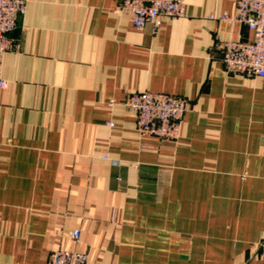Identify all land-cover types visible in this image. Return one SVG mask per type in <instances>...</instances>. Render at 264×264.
Listing matches in <instances>:
<instances>
[{
  "label": "crops",
  "instance_id": "crops-1",
  "mask_svg": "<svg viewBox=\"0 0 264 264\" xmlns=\"http://www.w3.org/2000/svg\"><path fill=\"white\" fill-rule=\"evenodd\" d=\"M235 1L185 0L154 34L120 0H26L1 68L0 264H264V79L225 71L222 44L254 34L215 18ZM145 91L186 100L176 142L137 131Z\"/></svg>",
  "mask_w": 264,
  "mask_h": 264
},
{
  "label": "built area",
  "instance_id": "built-area-1",
  "mask_svg": "<svg viewBox=\"0 0 264 264\" xmlns=\"http://www.w3.org/2000/svg\"><path fill=\"white\" fill-rule=\"evenodd\" d=\"M185 0H120L116 13L127 14L136 30L151 26L156 34L164 18L185 16ZM26 11V0H0V89L7 87L1 76L2 58L17 48L9 35L17 28L18 20ZM237 21L254 34L251 42L226 41L222 44V63L226 72H243L264 79V0H236L233 12H222L215 17ZM125 106L135 113L136 129L140 134L153 136L162 142H176L181 134L183 117L187 110L184 98L163 92H134L125 100ZM111 127L110 122L106 123ZM108 159L107 156H102ZM112 164L117 161L111 160ZM80 231L73 230L76 242ZM255 255L264 263V236L254 246ZM87 254L79 251L55 250L47 264H87Z\"/></svg>",
  "mask_w": 264,
  "mask_h": 264
}]
</instances>
